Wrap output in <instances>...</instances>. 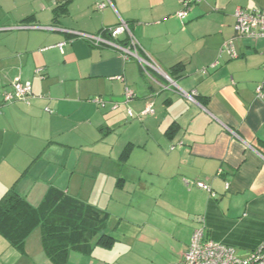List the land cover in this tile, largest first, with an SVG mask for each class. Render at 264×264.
<instances>
[{
	"label": "crops",
	"instance_id": "1",
	"mask_svg": "<svg viewBox=\"0 0 264 264\" xmlns=\"http://www.w3.org/2000/svg\"><path fill=\"white\" fill-rule=\"evenodd\" d=\"M239 8L264 0H204L185 22L180 0H0V200L14 189L39 207L54 187L103 213L113 243L69 264H181L199 219L241 258L262 245L264 40L236 38ZM121 21L158 71L76 35ZM16 79L33 97L5 105ZM0 264H53L40 227L23 248L0 234Z\"/></svg>",
	"mask_w": 264,
	"mask_h": 264
},
{
	"label": "built area",
	"instance_id": "2",
	"mask_svg": "<svg viewBox=\"0 0 264 264\" xmlns=\"http://www.w3.org/2000/svg\"><path fill=\"white\" fill-rule=\"evenodd\" d=\"M203 1L204 0H180L182 10L176 14L177 18L181 22L187 21L191 9ZM108 4L110 5L111 3H103L99 5V7L103 9ZM235 18L236 38L253 41L264 40V9L239 8L235 13ZM126 33H129L130 35L129 41L126 45H119L114 42V40L119 39ZM76 35L79 36V38L88 41L95 48L112 47L120 51L126 60L136 59L147 75H149V69L158 71L156 65L153 64L152 61L139 56L141 46L137 39L132 35L128 23L124 21H121L114 27L106 29L101 35H90L86 33H76ZM64 46L65 44H60L58 47L62 50ZM221 52H227L232 59L238 57L234 40L226 42L221 49ZM215 67L216 64L212 65V68ZM42 73L43 70L40 69L38 74L43 78L41 75ZM203 73L207 74V71L204 70ZM12 88L13 90L11 92H5L3 94V103L5 105L17 101L29 103L30 99L33 97L32 84L30 82H23L21 79H16L12 84ZM167 89H170V87ZM180 94L188 100L194 101L195 93L188 94L180 91ZM135 96L136 95L133 91L130 89L126 90L125 99L127 102L131 101ZM257 97H263V90L261 87L257 89ZM92 101L99 104L101 107H105L102 98H95ZM114 107L117 108L118 104H114ZM154 114V105L153 103H150L146 107L142 117ZM129 115L131 117L134 116L131 111H129ZM196 186L199 189L211 192V188L204 183H197ZM198 222L200 223V227L194 231L189 250L184 255L181 264H264V243L258 250L250 254L248 257L241 258L236 255L235 249L206 238L205 221L204 219H199Z\"/></svg>",
	"mask_w": 264,
	"mask_h": 264
},
{
	"label": "trees",
	"instance_id": "3",
	"mask_svg": "<svg viewBox=\"0 0 264 264\" xmlns=\"http://www.w3.org/2000/svg\"><path fill=\"white\" fill-rule=\"evenodd\" d=\"M179 69L176 66L172 71ZM37 227L41 229L45 253L53 264H69L70 251L91 250L96 239L103 246H110L114 241L105 234L103 213L57 188L48 190L39 207H33L14 189L7 192L0 200V234L11 245L23 248Z\"/></svg>",
	"mask_w": 264,
	"mask_h": 264
}]
</instances>
